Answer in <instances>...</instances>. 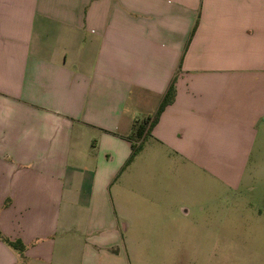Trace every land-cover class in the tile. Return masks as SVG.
<instances>
[{
	"label": "crops",
	"instance_id": "0c3cea01",
	"mask_svg": "<svg viewBox=\"0 0 264 264\" xmlns=\"http://www.w3.org/2000/svg\"><path fill=\"white\" fill-rule=\"evenodd\" d=\"M252 160L264 0H0V264H249Z\"/></svg>",
	"mask_w": 264,
	"mask_h": 264
},
{
	"label": "rangeland",
	"instance_id": "374dc122",
	"mask_svg": "<svg viewBox=\"0 0 264 264\" xmlns=\"http://www.w3.org/2000/svg\"><path fill=\"white\" fill-rule=\"evenodd\" d=\"M250 170L248 182L236 192L234 231L237 234L250 233V239L246 240L251 248L247 255L249 264H264V161L252 160ZM207 179L204 178L200 187H212ZM145 184L146 177L140 180V187H146ZM208 194L204 192V195Z\"/></svg>",
	"mask_w": 264,
	"mask_h": 264
},
{
	"label": "trees",
	"instance_id": "16d2710c",
	"mask_svg": "<svg viewBox=\"0 0 264 264\" xmlns=\"http://www.w3.org/2000/svg\"><path fill=\"white\" fill-rule=\"evenodd\" d=\"M173 100H174V85L171 86V88L169 89L167 95L165 96V99L163 100L162 104L160 105L159 110L157 112V116L159 114H161L162 111L165 109V107L168 104H170L171 102H173ZM151 125H152V123H151ZM139 150H140L139 146L133 145V153H132V155H131V157L129 159V162H131L135 158V156L137 155ZM10 244L15 250H17L19 252H23L24 251V245H23V243L20 240L12 242Z\"/></svg>",
	"mask_w": 264,
	"mask_h": 264
}]
</instances>
